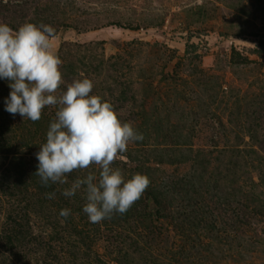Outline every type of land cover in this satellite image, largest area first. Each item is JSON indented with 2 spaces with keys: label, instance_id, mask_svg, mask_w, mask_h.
I'll use <instances>...</instances> for the list:
<instances>
[{
  "label": "rangeland",
  "instance_id": "1",
  "mask_svg": "<svg viewBox=\"0 0 264 264\" xmlns=\"http://www.w3.org/2000/svg\"><path fill=\"white\" fill-rule=\"evenodd\" d=\"M26 22L55 29L57 95L90 78L143 134L113 167L150 184L90 222L83 187L62 192L98 166L43 186L58 108L13 116L0 78V264H264V0H0V23Z\"/></svg>",
  "mask_w": 264,
  "mask_h": 264
},
{
  "label": "clouds",
  "instance_id": "2",
  "mask_svg": "<svg viewBox=\"0 0 264 264\" xmlns=\"http://www.w3.org/2000/svg\"><path fill=\"white\" fill-rule=\"evenodd\" d=\"M55 29L46 24L26 22L18 30L0 23V78L10 81L11 92L6 111L32 122L39 121L46 106H56L55 119L46 132V140L35 154V173L43 186L66 184L67 174L98 166L99 176L89 172L63 190L65 197L78 190L85 193L83 212L92 223L125 214L144 194L150 184L145 174L125 179L122 170L114 168L130 142L144 136L130 122L122 121L114 106L98 95H92L90 78H78L64 84L63 61L53 50ZM55 193H46L53 199ZM71 210L59 215L65 219Z\"/></svg>",
  "mask_w": 264,
  "mask_h": 264
}]
</instances>
